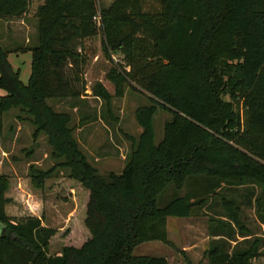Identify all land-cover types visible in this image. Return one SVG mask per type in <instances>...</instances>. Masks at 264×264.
Instances as JSON below:
<instances>
[{
    "label": "trees",
    "instance_id": "1",
    "mask_svg": "<svg viewBox=\"0 0 264 264\" xmlns=\"http://www.w3.org/2000/svg\"><path fill=\"white\" fill-rule=\"evenodd\" d=\"M159 3L158 11H149L147 0H114L100 10L98 0H44L36 12L39 46L32 50L28 84L0 44V91L5 93L0 96V137L3 117L12 110L35 127V139L46 136L58 163L49 172L31 169L32 183L43 189L56 170L68 171L67 186L78 183L86 191L81 223L87 234L79 236L76 226L62 253L51 255L59 231L44 226L43 219L9 217L11 180L0 175V264H169L165 257L135 252L147 243L169 244L168 220L199 216L197 210L207 203L196 200L202 191L209 194L227 185L264 189V0ZM31 4L0 0V21L25 17ZM100 12L105 53L123 56L131 68L126 75L150 102L136 112L142 134L139 139L127 136L132 151L125 168L107 179L82 152L70 114L50 104L81 100L87 91L79 48L100 34L95 22ZM115 77L124 80L117 72L111 80ZM93 94L107 105L108 121L111 95L101 84ZM159 110L172 120L158 144ZM191 184L200 193L158 205L170 188L180 192ZM253 198L254 193L245 197L248 202ZM255 202L264 223V199ZM222 205L226 221L209 229L219 241L207 250L208 263L254 264L264 255V241L253 240L237 200L223 197ZM237 233L250 239L231 248Z\"/></svg>",
    "mask_w": 264,
    "mask_h": 264
},
{
    "label": "rangeland",
    "instance_id": "2",
    "mask_svg": "<svg viewBox=\"0 0 264 264\" xmlns=\"http://www.w3.org/2000/svg\"><path fill=\"white\" fill-rule=\"evenodd\" d=\"M113 2L114 0H98L100 10L111 6ZM43 3L44 0H32L30 12L25 17L0 21V44L11 52L9 61L15 71L21 72L24 84L29 83L32 74V50L39 46L36 12ZM146 8L149 11H158L159 0H147ZM99 33L97 37L83 42L79 48L85 61L81 75L87 88L84 96L81 100L50 101V104L57 112L70 114L72 127L75 129L74 136L82 152L98 175L107 179L111 173L121 174L125 168L132 151V144L127 136L139 139L142 134L136 120V112L139 108L148 106L150 102L147 93L126 75L131 72V68L124 62L123 56L112 50L105 53L102 28ZM115 72L124 80L115 77L118 83L112 81L111 77ZM98 84L112 97V114L108 121L104 118L108 113L107 105L93 96V89ZM4 95L5 93L0 91V96ZM19 116V110H12L3 117L4 129L0 137V175H6L11 180V189L7 195L11 203L7 206V215L18 220L28 217L43 219L44 226L58 230L59 236L53 241L50 254L59 255L65 246L64 240L76 226L80 229L79 236L87 238L81 223L84 213L81 198L86 195V191L78 183L67 186L69 172L63 169L56 170L55 174L46 180L43 189L34 187L31 169L49 172L58 162L52 158L53 150L48 145L46 136L41 134L35 139V127L27 120H18ZM83 118L88 120L81 122ZM171 120L169 113L158 111L155 117L158 144L164 137L165 125ZM193 186L191 184L180 192L170 188L159 198L158 205L164 207L177 196L200 193ZM204 188L205 184L202 190ZM253 193L254 200L248 202L245 197ZM223 197L237 200L241 204L242 221L251 231L253 240L258 238L264 241V223L257 212L255 202L257 197L264 199V189L251 185H227L214 190L213 193L205 194L202 191L199 194L196 200L205 198L207 201L202 209L197 210L199 216L168 220L169 244L147 243L136 250V255L165 257L169 264H209L206 252L211 243L219 241L209 236V229L219 226L216 221H226ZM238 237L242 238V235L237 233V242ZM261 247L264 254V242ZM254 264H264V255Z\"/></svg>",
    "mask_w": 264,
    "mask_h": 264
},
{
    "label": "crops",
    "instance_id": "3",
    "mask_svg": "<svg viewBox=\"0 0 264 264\" xmlns=\"http://www.w3.org/2000/svg\"><path fill=\"white\" fill-rule=\"evenodd\" d=\"M41 5H43V4H41ZM7 212H8V207H7ZM9 214V213H8ZM210 236V235H209ZM212 238V237H211ZM213 239H219V238H213ZM238 239H239V241L238 242H232V245H233V248L238 244V243H242L243 241H245V240H249L250 238H241V237H238Z\"/></svg>",
    "mask_w": 264,
    "mask_h": 264
},
{
    "label": "built area",
    "instance_id": "4",
    "mask_svg": "<svg viewBox=\"0 0 264 264\" xmlns=\"http://www.w3.org/2000/svg\"><path fill=\"white\" fill-rule=\"evenodd\" d=\"M95 22L98 25V28H102V15L101 12L99 13V15L95 18Z\"/></svg>",
    "mask_w": 264,
    "mask_h": 264
}]
</instances>
